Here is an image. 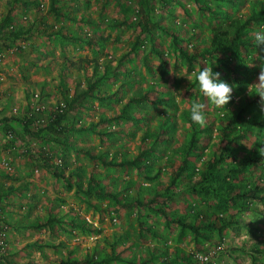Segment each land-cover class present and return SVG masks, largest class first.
Segmentation results:
<instances>
[{
	"label": "rangeland",
	"instance_id": "obj_1",
	"mask_svg": "<svg viewBox=\"0 0 264 264\" xmlns=\"http://www.w3.org/2000/svg\"><path fill=\"white\" fill-rule=\"evenodd\" d=\"M201 1L214 6L218 14L201 11L194 0H169L166 5L154 0L149 16L179 32L181 42L191 47L199 41L209 44L218 28L231 24L263 0H239L237 5ZM61 4L77 18L89 15L92 23L57 18L49 11L50 0H0V21L13 9V21L7 28L23 33L16 40H0V146L9 160L8 166L0 165V216L9 228L3 264H59L69 256L102 258L112 253L142 260L152 251H167V258L160 255L149 264H253L251 246L264 242V204L254 200L244 208L231 204L220 210L216 199L193 193L188 182L212 153L220 117L231 111L256 81L264 53L252 48L225 52L238 71L217 65L220 80L233 87L232 100L218 109L200 92L194 75L198 67L188 68L171 35L161 30L151 36L141 34L147 11L140 9L139 0H61ZM258 31H264L263 23L254 24L251 34ZM139 35L138 46L132 49ZM91 36L98 39L97 45L85 42L84 38ZM157 51L163 53L165 61ZM95 62L98 74H108L97 90L102 98H89L67 114V141L56 140L48 131L38 137L26 133L24 122L29 117L33 119L31 130L44 128L79 87L86 88L95 75ZM170 68L174 73L170 74ZM187 75L192 76V82ZM241 81L248 85L242 88ZM152 84L160 90L152 98H168L174 106L147 100L126 107L124 113L127 100ZM193 102L207 105L206 126L214 125L204 129L187 171L176 179L191 139L186 111ZM116 114L120 117L114 118ZM103 118L108 121L100 122ZM90 125L93 130H81ZM110 130L116 133L110 134ZM257 139L263 140V131L242 140L238 157L246 154L242 145L251 152ZM78 146L118 160L133 158L146 149L144 171L156 178L151 181L134 167H104L78 153ZM202 148L204 155L199 157ZM54 168L65 174L78 168L84 186L94 174L105 190L121 189L123 197H134L139 190L145 204L123 207L110 197L93 196L91 200L97 205L93 208L84 192L56 176ZM253 172L255 176L263 173V162L256 164ZM157 192L162 197L152 200ZM160 206L190 217H227L233 213L239 222L222 236L209 231L208 239L195 241L190 230L183 232L177 224H167L156 210ZM51 215L57 221L47 226ZM76 217L99 231L76 226L71 222ZM141 222L156 233L143 231ZM199 254L208 259L203 261ZM257 261L264 264L263 256ZM111 264L130 263L116 260Z\"/></svg>",
	"mask_w": 264,
	"mask_h": 264
},
{
	"label": "trees",
	"instance_id": "obj_2",
	"mask_svg": "<svg viewBox=\"0 0 264 264\" xmlns=\"http://www.w3.org/2000/svg\"><path fill=\"white\" fill-rule=\"evenodd\" d=\"M140 9L147 11L146 17L143 20V25L141 28V34H147L151 36L154 31L161 30L169 35L173 39V43L179 52L180 56L183 57L187 66L190 70L198 67L200 71L203 67L209 66L213 68L214 73L218 72L217 65H222L235 73L238 71L236 65L231 60L230 57L225 56V52L238 53L241 49H257L263 55L264 48L257 45L255 41V35L251 34V29L254 24L263 23L264 25V0L254 4L249 12L240 18L233 20L231 24L222 26L212 35L210 43H193L191 47L184 45L180 38L179 32L174 29H170L163 26L159 22L154 21L149 15L154 11V0H139ZM197 7L201 11H209L214 15L218 14L214 6L205 4L201 0H194ZM215 1H225L232 5H237L239 0H215ZM163 5L169 3V0H160ZM140 10V11H141ZM49 11L54 14L57 18H67L68 20H77L84 23H92L89 15L81 16L77 18L74 14H70L64 11V7L61 4V0H50ZM13 21V9H10L4 18L0 21V40L12 39L16 40L22 37L23 33L20 30H12L7 28L8 25ZM59 33L62 37L66 39H71L76 41L72 36H65L61 32ZM85 42L90 45H97L98 39L93 36L84 38ZM138 40H140V35L135 41L132 49L138 46ZM191 40V39H190ZM188 43V42H187ZM163 61L165 57L163 53L156 52ZM98 63L92 65L95 75L88 80V85L86 88H81L74 93L72 98L67 102L65 108L61 107L57 110L48 124L44 128H39L37 130H31L30 126L33 121L31 117L29 120L24 122V129L26 133L31 135L40 136L41 133L48 131L56 140H60L63 143L67 141V126L64 123L68 113L81 107L83 103L89 98L101 99V94L97 91L100 83L108 78V74L104 71V74H98V69L96 66ZM96 67V70L95 68ZM105 70L108 72V65H106ZM62 80L65 81V75L62 76ZM242 88H245L248 83L246 81L240 82ZM159 92L160 90L156 85H150L146 90L139 94L132 95L123 107V112H126V107L137 104L140 101L151 100L158 104H166L169 106H174L168 98H152L154 92ZM260 97L258 95H250L247 91L239 100L235 103L234 108L225 113L220 117L217 124V137L212 146V153L207 158L204 159L203 168L188 182V188L195 194L201 196H210L217 200V207L220 210H225L229 205H240L244 208V204L252 203V201H259L264 204V156H262L258 149L264 147V111L261 110L259 104ZM120 114L114 116L119 118ZM186 117L189 121L191 130V139L187 147V151L182 160V164L179 171L176 172L175 178L185 173L189 167V161L192 157V151L199 144L203 138L204 129L212 127L214 122L209 123L210 126L201 127L190 119V111H186ZM125 118H128L127 116ZM111 119V118H110ZM108 119L103 118L100 122H106ZM93 126H86L81 128V130H93ZM256 131H263V140L257 139L253 142L254 149L248 152L247 147L245 149L244 156L242 158L238 157L239 144L242 140L247 139L250 134ZM98 134L102 132L96 131ZM116 133L115 130H110L109 132ZM78 153H82L87 156L92 161H97L104 167L112 168H124V167H134L141 174L144 175L149 180H154L156 176H149L144 168L146 163L143 159L148 155L149 151L146 149H141L140 152L133 158H122L118 160L115 157L108 156L105 152H98L91 148L84 146L76 147ZM248 152V153H247ZM204 155L203 148L200 150L198 156ZM263 162V173L254 175L253 171L256 164ZM56 176H61L64 178L68 185H76L88 200V204L96 208L97 205L91 200V197L95 196L97 198L110 197L114 199L119 205L123 207H133L136 204H145L142 201V194L138 190L134 197L121 196L120 190H105L101 186V181L96 178L94 174H91L86 186L83 185L81 180V173L78 168L70 170L68 174L65 172H60L57 168L53 169ZM192 172H195L193 169ZM249 174V175H248ZM248 175V176H245ZM76 177V182H73V178ZM174 184V182H173ZM162 197V195L157 192L152 200ZM152 203L151 200L148 201ZM248 207V205H247ZM247 209V208H246ZM164 218L167 224L175 223L177 224L181 231L190 230L193 233L195 241H199L200 238H209L208 232L214 231L218 235H223L225 230L231 226H234L239 222L233 213L229 216L217 215H203L199 216H187L179 215L173 212H169L165 206H160L156 208ZM264 214V211H263ZM57 218L55 216H50L45 225L50 226L56 222ZM0 221L5 222L1 216ZM76 226L85 228L90 232H98L97 228L92 224H87L80 221L79 218H73L71 220ZM141 227L143 231H148L155 234L153 228L147 226L145 223L141 222ZM115 250V246H113ZM252 261L253 264H258L257 259L263 256L264 259V242H258L251 246ZM163 255L165 259L167 258V251L156 252L152 251L150 255L144 257L142 260L136 259L134 256L124 257L119 253H112L109 257H96L94 255H87L84 259H74L69 256L67 259L62 260L59 264H111L113 261H122L130 264H149L154 258ZM24 264H34V263H24Z\"/></svg>",
	"mask_w": 264,
	"mask_h": 264
},
{
	"label": "clouds",
	"instance_id": "obj_3",
	"mask_svg": "<svg viewBox=\"0 0 264 264\" xmlns=\"http://www.w3.org/2000/svg\"><path fill=\"white\" fill-rule=\"evenodd\" d=\"M255 41L258 46L264 48V31H258L255 34ZM170 74L174 73L172 68L169 69ZM196 81L199 84V90L207 100L216 108H224L233 98V87L229 83L221 81L219 72L213 71V68L206 66L197 73ZM192 82V76H186ZM250 95H258L260 97L259 104L261 110L264 111V60L260 64V72L256 81L249 85ZM207 105L201 102H193L190 107V119L201 127L207 123L205 110ZM259 153L264 156V147L258 149Z\"/></svg>",
	"mask_w": 264,
	"mask_h": 264
},
{
	"label": "built area",
	"instance_id": "obj_4",
	"mask_svg": "<svg viewBox=\"0 0 264 264\" xmlns=\"http://www.w3.org/2000/svg\"><path fill=\"white\" fill-rule=\"evenodd\" d=\"M0 165L3 166L9 165V160L5 156L4 150L2 149L1 146H0ZM8 243H9L8 225L5 222L0 221V264L4 263ZM198 257L203 261L208 259L207 256H203L202 254H199Z\"/></svg>",
	"mask_w": 264,
	"mask_h": 264
}]
</instances>
